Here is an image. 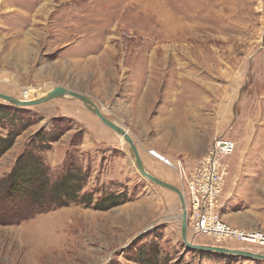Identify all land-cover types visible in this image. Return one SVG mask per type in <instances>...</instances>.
Returning a JSON list of instances; mask_svg holds the SVG:
<instances>
[{"label":"rangeland","instance_id":"374dc122","mask_svg":"<svg viewBox=\"0 0 264 264\" xmlns=\"http://www.w3.org/2000/svg\"><path fill=\"white\" fill-rule=\"evenodd\" d=\"M57 87L95 102L146 171L182 192L151 153L192 167L216 139L233 140L220 214L264 234V0H0V93L27 101ZM10 106L0 100V138L15 139L0 157V264H264L187 248L178 195L142 177L130 146L79 100ZM24 154L41 166L31 161L21 196ZM71 174L75 198L57 187Z\"/></svg>","mask_w":264,"mask_h":264},{"label":"built area","instance_id":"2783aa9c","mask_svg":"<svg viewBox=\"0 0 264 264\" xmlns=\"http://www.w3.org/2000/svg\"><path fill=\"white\" fill-rule=\"evenodd\" d=\"M236 143L228 137L215 140L209 155L196 165L189 167L181 159L171 162L166 158L159 160L177 171L185 185L188 231L194 237H212L218 242L235 239L264 247V234L244 231L226 223L221 217L222 195L229 167L223 160L234 155Z\"/></svg>","mask_w":264,"mask_h":264},{"label":"water","instance_id":"95a60500","mask_svg":"<svg viewBox=\"0 0 264 264\" xmlns=\"http://www.w3.org/2000/svg\"><path fill=\"white\" fill-rule=\"evenodd\" d=\"M66 96L79 100L93 115L97 116L104 125H106L109 129L114 131L117 135H119L125 140V142L130 146L132 156L135 160V165L138 171L140 172V174L142 175V177L146 178L151 183L178 195L182 206L181 235H182V240L187 248L200 252H214L221 255L248 258L254 261H264V255L256 254L253 252L231 250L223 247L199 246V245L189 244L187 206L183 192L176 186L166 183L146 171L143 161L141 160L139 150L135 142L131 138V136L128 134V132L124 128L117 125L116 123L107 119L101 112L100 108L90 98L81 95L79 93L70 91L64 87H57L51 92H49L43 98L31 102L19 100L15 97L3 93H0V100L10 104L13 107L21 108V107L39 106L51 100Z\"/></svg>","mask_w":264,"mask_h":264},{"label":"trees","instance_id":"16d2710c","mask_svg":"<svg viewBox=\"0 0 264 264\" xmlns=\"http://www.w3.org/2000/svg\"><path fill=\"white\" fill-rule=\"evenodd\" d=\"M11 107V106H10ZM16 109L15 107H11V109ZM14 137L12 135H10L9 137H7L6 139H1L0 138V145L2 143H6V146H4V149L0 150V157L8 150L10 149L12 146H13V143H14ZM38 165L39 164V167L41 166L40 164V158L38 160V157H32V158H28L27 156L22 155L21 158L19 159L14 172H13V177H15V180H16V188H17V192L19 194H21V196H24L25 194H28L29 191L25 190V194H23V185H24V174L25 173H30L32 172V168H33V163ZM23 177V178H22ZM34 180V177L31 175V178L28 179V181H33ZM77 178L76 176H73L72 174L71 175H67L65 176L64 178H62V180L60 181V184L59 186H57L60 191H62L63 195H70L71 193L74 195V198L76 197L77 193L79 192V190H81V186H77ZM20 185V186H19ZM44 186L42 184V182L40 181V178H39V188L36 190V191H31L30 194L32 197H34L36 195V193L38 192V190H41V187ZM26 187V186H25ZM76 187H79L77 189V191H75V188ZM28 189V188H27ZM29 190V189H28ZM39 194H40V191H39ZM38 194V195H39ZM20 196V197H21ZM61 196V194H60ZM65 197V196H64ZM35 202V200H34ZM105 209H108V208H105ZM202 253V252H200ZM157 258L155 256H152L151 260L147 263H145L144 260H139L141 262V264H155L156 263V260Z\"/></svg>","mask_w":264,"mask_h":264},{"label":"bare ground","instance_id":"6f19581e","mask_svg":"<svg viewBox=\"0 0 264 264\" xmlns=\"http://www.w3.org/2000/svg\"><path fill=\"white\" fill-rule=\"evenodd\" d=\"M26 96H28V94H27ZM42 98H43V97H42ZM39 99H41V98L33 97V99H32V98H31V99H27V101H28V102H31L32 100L35 101V100H39ZM30 100H31V101H30ZM23 101H25V100H23ZM27 101H26V102H27ZM184 145H185L186 147L189 146L187 141L184 143ZM139 154H140V153H139ZM151 155L154 156V157H157L158 159H159V157H160V158H163L161 155H159V154L156 153V152L151 153ZM140 157H141V156H140ZM141 160H142V159H141ZM135 166H136V165H135ZM184 197H185V196H184ZM185 201H186V200H185ZM189 244L192 245V243L190 242V240H189Z\"/></svg>","mask_w":264,"mask_h":264},{"label":"crops","instance_id":"0c3cea01","mask_svg":"<svg viewBox=\"0 0 264 264\" xmlns=\"http://www.w3.org/2000/svg\"><path fill=\"white\" fill-rule=\"evenodd\" d=\"M189 142V141H188Z\"/></svg>","mask_w":264,"mask_h":264}]
</instances>
